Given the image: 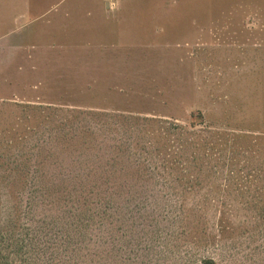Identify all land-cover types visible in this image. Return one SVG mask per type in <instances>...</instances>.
Returning <instances> with one entry per match:
<instances>
[{"label": "rangeland", "instance_id": "obj_1", "mask_svg": "<svg viewBox=\"0 0 264 264\" xmlns=\"http://www.w3.org/2000/svg\"><path fill=\"white\" fill-rule=\"evenodd\" d=\"M1 221L56 264H264V0H0Z\"/></svg>", "mask_w": 264, "mask_h": 264}, {"label": "trees", "instance_id": "obj_2", "mask_svg": "<svg viewBox=\"0 0 264 264\" xmlns=\"http://www.w3.org/2000/svg\"><path fill=\"white\" fill-rule=\"evenodd\" d=\"M202 121H191V124L201 123ZM176 126L181 127L178 124ZM221 135L223 136V134ZM196 160H198V157H193V161ZM40 231V229H35L34 232L33 230L24 232L21 229L20 233L16 235L17 231L14 226L5 221H1L0 264H31V262L36 264H56L55 260L52 262V258H58V250L54 249L57 241L54 240L53 242L48 237H40ZM61 242L70 243L72 239L70 238L67 242L64 240ZM62 249L67 250V246H63ZM48 251L51 253L49 256H46ZM213 262V259L208 258L204 259L202 264H211ZM59 264L61 263L59 262Z\"/></svg>", "mask_w": 264, "mask_h": 264}]
</instances>
